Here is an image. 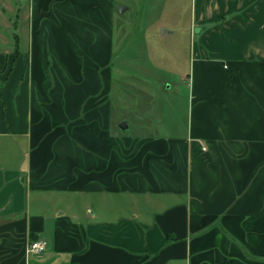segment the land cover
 I'll list each match as a JSON object with an SVG mask.
<instances>
[{"label":"crops","instance_id":"obj_1","mask_svg":"<svg viewBox=\"0 0 264 264\" xmlns=\"http://www.w3.org/2000/svg\"><path fill=\"white\" fill-rule=\"evenodd\" d=\"M153 1L185 89L122 131L132 6L0 0V264H264V0Z\"/></svg>","mask_w":264,"mask_h":264},{"label":"rangeland","instance_id":"obj_2","mask_svg":"<svg viewBox=\"0 0 264 264\" xmlns=\"http://www.w3.org/2000/svg\"><path fill=\"white\" fill-rule=\"evenodd\" d=\"M119 1L123 3L121 6L131 5L132 8L120 19L122 26H127L130 31H125L123 36V40L128 43L127 51L124 48L125 51L118 52V63L114 66L115 74L113 73L111 89L115 98L118 97L115 108L117 116L123 121L127 119L131 125L137 110L144 113L143 111L147 109L146 113L150 114H156L162 110V114L168 116L171 113L166 111V107L170 108L169 105L175 97L173 95L175 90L183 86L180 76L188 68L187 64H182L179 60L180 52L177 51L176 42L179 41L183 45L189 44V35L182 32V34L163 38V31L158 27L159 25L156 27L147 24L150 20L142 19L141 23L144 26L138 25L140 22H138L134 5L136 0ZM161 3L162 0L152 2L157 6ZM186 21L183 19V24ZM163 23L170 25V20ZM165 29L171 30L168 26H165ZM182 89L185 87L183 86ZM131 102L134 103L133 108L126 111V105L131 107ZM152 116L148 118V122L153 123L158 119ZM5 163L6 161L0 158V165Z\"/></svg>","mask_w":264,"mask_h":264},{"label":"built area","instance_id":"obj_3","mask_svg":"<svg viewBox=\"0 0 264 264\" xmlns=\"http://www.w3.org/2000/svg\"><path fill=\"white\" fill-rule=\"evenodd\" d=\"M48 249V242L45 240H36L31 242L29 245L28 253L32 254L33 256L42 255Z\"/></svg>","mask_w":264,"mask_h":264},{"label":"water","instance_id":"obj_4","mask_svg":"<svg viewBox=\"0 0 264 264\" xmlns=\"http://www.w3.org/2000/svg\"><path fill=\"white\" fill-rule=\"evenodd\" d=\"M126 9H127V8H125V7H121V8H120V12L123 13ZM163 33H164V31H163ZM119 128H120L122 131H126V130L129 128V126H128V124H127L126 121H122V122L119 124Z\"/></svg>","mask_w":264,"mask_h":264}]
</instances>
